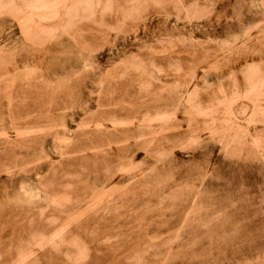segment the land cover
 Here are the masks:
<instances>
[{
    "label": "rangeland",
    "instance_id": "374dc122",
    "mask_svg": "<svg viewBox=\"0 0 264 264\" xmlns=\"http://www.w3.org/2000/svg\"><path fill=\"white\" fill-rule=\"evenodd\" d=\"M0 264H264V0H0Z\"/></svg>",
    "mask_w": 264,
    "mask_h": 264
}]
</instances>
